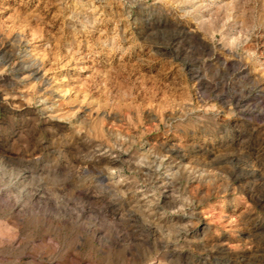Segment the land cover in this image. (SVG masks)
I'll return each mask as SVG.
<instances>
[{"label":"rangeland","instance_id":"rangeland-1","mask_svg":"<svg viewBox=\"0 0 264 264\" xmlns=\"http://www.w3.org/2000/svg\"><path fill=\"white\" fill-rule=\"evenodd\" d=\"M0 264H264V0H0Z\"/></svg>","mask_w":264,"mask_h":264}]
</instances>
